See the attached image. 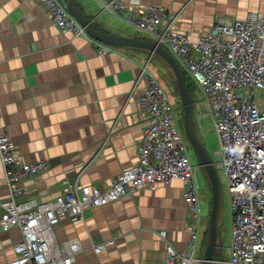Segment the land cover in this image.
<instances>
[{"label": "crops", "instance_id": "1", "mask_svg": "<svg viewBox=\"0 0 264 264\" xmlns=\"http://www.w3.org/2000/svg\"><path fill=\"white\" fill-rule=\"evenodd\" d=\"M74 1L96 31L154 42L105 12L99 0ZM137 1L143 9L158 6L175 14V30L193 43L219 19L242 21L264 13V0ZM97 44L88 36L61 34L33 0H0V132L18 148L19 163L49 164L27 183L30 198L54 199L66 184L104 190L138 162L145 128L138 105L145 86L138 80L141 67L155 60L173 81L172 73L146 52L103 45L110 52L100 55ZM183 195L181 181L174 179L154 192L89 210L83 221H63L53 232L59 243H79L73 264H163L161 232L177 252L188 248ZM6 196L0 163V201ZM20 239L16 228L0 233V264L16 258L13 246ZM109 242L104 251L93 252L92 246ZM195 257L204 260L205 254Z\"/></svg>", "mask_w": 264, "mask_h": 264}, {"label": "built area", "instance_id": "2", "mask_svg": "<svg viewBox=\"0 0 264 264\" xmlns=\"http://www.w3.org/2000/svg\"><path fill=\"white\" fill-rule=\"evenodd\" d=\"M61 34L87 36L58 0H33ZM105 12L146 33L179 63L202 93L219 141V167L225 176V194L233 217L227 264H264V13L245 20L215 21L196 42L175 30L177 16L162 7L141 8L137 0H99ZM130 4V7H128ZM98 45V54L110 49ZM145 83L138 99L145 120L138 144V162L100 190L66 184V190L48 201L28 196L27 183L49 170L47 162L19 163V150L0 132V163L7 196L0 201V233L16 228L21 239L13 246L9 264H73L78 242H57L53 228L63 221L84 220L87 211L125 197L154 192L178 179L188 207V248L177 252L167 241L163 264H203L195 257L200 209L199 191L180 131L167 97L155 79L149 61L138 80ZM245 90L236 93L235 90ZM112 243L92 246L95 254ZM213 264H224L214 261Z\"/></svg>", "mask_w": 264, "mask_h": 264}, {"label": "rangeland", "instance_id": "3", "mask_svg": "<svg viewBox=\"0 0 264 264\" xmlns=\"http://www.w3.org/2000/svg\"><path fill=\"white\" fill-rule=\"evenodd\" d=\"M62 5V0H58ZM139 36H150L146 33L139 31ZM152 73L155 79L158 81L159 85L163 89L170 111L173 114L175 123L182 136L183 143L186 148V153L189 157V162L192 169L193 179L198 187L199 191V203L200 205V225L198 232V240L196 242V252L195 255L202 253L204 256L208 240H209V223H210V213L212 209V192L210 181L206 175L203 168L199 166L196 160V156L192 150V147L187 139L184 131V109L182 106L181 98L177 92L176 86L173 83L171 77L169 76L167 69L162 67L154 61L149 62ZM183 72L184 69H183ZM186 73V72H185ZM188 76V75H187ZM189 78V77H188ZM189 87L191 96L194 100L193 106V133L198 141L207 150L211 161L215 165L217 177L221 185V204L218 214V232L219 238L221 240V257L219 252L215 253L214 259H222L224 264L229 261V256L227 254V247L230 243V234L232 229L233 217L230 208L229 197L225 194V176L223 170L219 167L220 156L219 152V141L217 135L214 131L213 120L209 115V110L204 100V97L196 84L189 78ZM236 93H243L245 90H235Z\"/></svg>", "mask_w": 264, "mask_h": 264}, {"label": "water", "instance_id": "4", "mask_svg": "<svg viewBox=\"0 0 264 264\" xmlns=\"http://www.w3.org/2000/svg\"><path fill=\"white\" fill-rule=\"evenodd\" d=\"M62 2L66 11L84 29L85 34L95 42L109 47L134 49L146 52L151 57L160 59L171 71L173 83L176 86L184 109L185 134L196 156L197 163L205 170L210 181L212 192V209L209 223V240L203 264H213V259L216 252H219L221 257V240L219 238L218 232V214L221 204V185L217 177L215 165L211 161L207 150L198 141L193 133L194 100L186 85L185 77L179 63L168 51L160 47L156 42L136 38L117 37L96 31L91 26V23L84 16L83 12L80 10L74 0H62Z\"/></svg>", "mask_w": 264, "mask_h": 264}, {"label": "trees", "instance_id": "5", "mask_svg": "<svg viewBox=\"0 0 264 264\" xmlns=\"http://www.w3.org/2000/svg\"><path fill=\"white\" fill-rule=\"evenodd\" d=\"M182 72H183V70H182ZM183 75H184V77H185V81H186V85H187V87H188V89H189V91H190V87H189V83H188V81H189V78H188V76H187V74L185 73V72H183ZM191 93V92H190ZM214 261H218V262H223V260L222 259H213Z\"/></svg>", "mask_w": 264, "mask_h": 264}]
</instances>
